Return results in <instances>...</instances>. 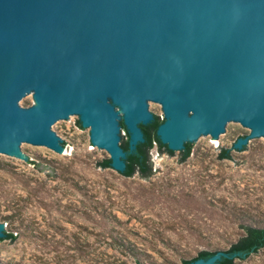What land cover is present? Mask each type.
I'll list each match as a JSON object with an SVG mask.
<instances>
[{
	"label": "water",
	"instance_id": "water-1",
	"mask_svg": "<svg viewBox=\"0 0 264 264\" xmlns=\"http://www.w3.org/2000/svg\"><path fill=\"white\" fill-rule=\"evenodd\" d=\"M155 105L174 152L233 126L251 132L237 150L264 138V0H0V160L62 153L80 121L124 172L121 122L133 152Z\"/></svg>",
	"mask_w": 264,
	"mask_h": 264
},
{
	"label": "rangeland",
	"instance_id": "rangeland-1",
	"mask_svg": "<svg viewBox=\"0 0 264 264\" xmlns=\"http://www.w3.org/2000/svg\"><path fill=\"white\" fill-rule=\"evenodd\" d=\"M250 134L230 127L185 161L155 144L153 175L127 178L100 166L110 156L74 121L62 153L0 160V224L14 236L1 264H183L228 250L243 226H264V138L234 148ZM237 264H264V249Z\"/></svg>",
	"mask_w": 264,
	"mask_h": 264
},
{
	"label": "trees",
	"instance_id": "trees-1",
	"mask_svg": "<svg viewBox=\"0 0 264 264\" xmlns=\"http://www.w3.org/2000/svg\"><path fill=\"white\" fill-rule=\"evenodd\" d=\"M164 120H160L159 117H155L154 121L148 125H140L144 133V143H140L137 149L133 152L130 151L129 147V134L125 125L121 122L123 130L127 133L128 139L122 141L121 147L127 153L126 158V169L120 174L124 177L130 178L135 175L141 178H150L153 175V165L150 161V151L157 144L159 150H165L169 154L173 155L175 152L170 150L167 145H164L157 135V130ZM78 125L82 127V123L79 121ZM192 144H185V149L182 151V160L185 161L192 154ZM221 159H230L231 154L229 150H224L220 155ZM100 166L104 169H112V160L107 158L100 162ZM244 234L243 236L233 243L231 247L225 252L230 256L237 255L232 258H222L218 264H237V260H245L253 254H257L259 251L264 249V226H243ZM6 238L13 240L14 236L12 234H7ZM116 243L117 241L114 240ZM218 251H201L199 254L190 259L184 260L183 264H190L198 259H208L215 255ZM139 261V260H138ZM138 264H145L139 261Z\"/></svg>",
	"mask_w": 264,
	"mask_h": 264
},
{
	"label": "built area",
	"instance_id": "built-area-1",
	"mask_svg": "<svg viewBox=\"0 0 264 264\" xmlns=\"http://www.w3.org/2000/svg\"><path fill=\"white\" fill-rule=\"evenodd\" d=\"M80 127V126H79ZM125 133V132H124Z\"/></svg>",
	"mask_w": 264,
	"mask_h": 264
}]
</instances>
